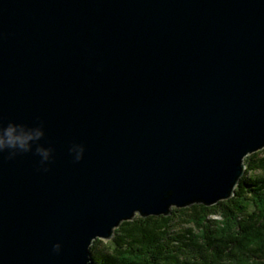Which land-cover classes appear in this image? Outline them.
<instances>
[{
  "label": "water",
  "instance_id": "95a60500",
  "mask_svg": "<svg viewBox=\"0 0 264 264\" xmlns=\"http://www.w3.org/2000/svg\"><path fill=\"white\" fill-rule=\"evenodd\" d=\"M263 147L264 0H0V264H94Z\"/></svg>",
  "mask_w": 264,
  "mask_h": 264
},
{
  "label": "trees",
  "instance_id": "16d2710c",
  "mask_svg": "<svg viewBox=\"0 0 264 264\" xmlns=\"http://www.w3.org/2000/svg\"><path fill=\"white\" fill-rule=\"evenodd\" d=\"M231 196L122 221L90 247L94 264H264V147Z\"/></svg>",
  "mask_w": 264,
  "mask_h": 264
},
{
  "label": "rangeland",
  "instance_id": "374dc122",
  "mask_svg": "<svg viewBox=\"0 0 264 264\" xmlns=\"http://www.w3.org/2000/svg\"><path fill=\"white\" fill-rule=\"evenodd\" d=\"M102 240L106 241V239H102Z\"/></svg>",
  "mask_w": 264,
  "mask_h": 264
}]
</instances>
